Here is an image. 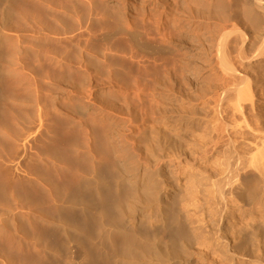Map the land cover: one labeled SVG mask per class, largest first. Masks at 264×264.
<instances>
[{
  "label": "bare ground",
  "instance_id": "1",
  "mask_svg": "<svg viewBox=\"0 0 264 264\" xmlns=\"http://www.w3.org/2000/svg\"><path fill=\"white\" fill-rule=\"evenodd\" d=\"M111 1L118 18L113 23L120 22L118 31L131 42L127 51L116 47L115 66L108 59L114 55L112 44L97 46L98 50L93 46L102 41L96 38L112 33L92 29L94 19L109 12L112 3L103 11L104 0H0V54L10 56L14 79L9 81L20 93L33 85L37 106L29 105L37 118L32 119H38L37 130L46 126L42 130L46 136L35 134L40 141L34 145V133L8 136L12 132L5 124L0 127V264H264V215L255 214L264 212V136L254 118L256 92L263 88L264 74L259 78L256 72H261L264 61V0H206L223 12L218 11L216 19L227 12V21L222 19L227 32L222 33L221 23L219 47L213 43L217 53L212 47L215 54L209 53L210 61H199L205 69L195 74L206 72L214 82L230 80L232 85L204 96L189 87L191 75L181 66L188 51L172 44L178 35L173 28L184 24L176 19L175 13L181 12L175 10L193 1ZM40 5L73 15L75 21L70 20L77 24L70 22L78 26L76 31H70V22L66 26L65 20L72 16L59 13L66 18L65 25L59 23L66 30L51 22L60 15L53 13L50 21L45 11L44 19ZM188 5L187 12L192 7ZM10 10H15L14 19ZM196 11L200 13L196 17L208 15ZM235 18L243 28L239 20L233 22ZM136 36L143 37L142 47L134 41ZM28 47L41 50L39 58L50 66L44 62L45 80L35 73L36 66H43L37 65L36 55L28 57L36 59L35 67L26 60ZM101 70L108 73L104 88L117 96L116 113L97 99L94 80ZM78 78L80 83L82 78L86 81L82 90L77 88ZM61 85L65 93L49 94V104L42 105L43 87ZM8 96L3 93L0 110L9 118L6 113L13 107L9 110ZM22 97H12L19 112L13 121L19 126L25 122ZM25 111L29 114V109ZM247 115L256 125L250 118L248 123ZM59 119L61 128L56 126ZM9 162L15 163L16 172L22 171L23 179L9 170L16 177L10 182Z\"/></svg>",
  "mask_w": 264,
  "mask_h": 264
},
{
  "label": "rangeland",
  "instance_id": "2",
  "mask_svg": "<svg viewBox=\"0 0 264 264\" xmlns=\"http://www.w3.org/2000/svg\"><path fill=\"white\" fill-rule=\"evenodd\" d=\"M192 1H193V2H192ZM192 1H191L192 3H190V5H188V3L185 2V3H186L185 5L192 6V7H190V9H189V7H186V8L189 9V10H188L189 12H190V10H191V12H192V10L195 12V10L197 9L198 12H201V11H204V10H205V11H204V13H205V12H206V9L211 8V9L213 10V14H216V15H213V14L211 15L212 10L210 9L209 11L207 10L208 13L206 12V14L209 15V12H210V15H209V16H211V18H209V16H208V15H205L204 13H203L204 15L202 16L203 18H202V17H201V18H200V17H196V16H198V15L200 14V13H198V15H197V11H196L195 13L193 12L194 14H196V15H195L196 18H195V17H194V18H191V17L194 16V15H193L191 12H190V14H188L189 12L186 11V9H185V5L183 6V3L180 4V6L182 5V6H181L182 8H179V7H180V6H179L178 9L175 10V12H181V13H182L183 15H185V16H183L181 13H180V14H179V13H177V14L175 13L176 16H178V15L180 16V17H179V16L176 17V19L180 18V19H178V20L181 22V24L184 23L183 25H186V26L188 25V23H186V21L188 22V20H191V22H194V23H193L191 26H187V27L185 26L186 28L183 27L184 29L182 28L183 25L180 26V27H178V28H177V27H176V28H173V26H172V28L174 29L173 34H174V32H177L176 34H178V35L174 34V35H176V37L174 36L175 39H174V37H172V44L175 45V46H177V47H179V48L181 49V51H183V52H184V51H188V52H186V53L184 52V53L187 54V55H185V54L183 55V56H184V58L182 57L183 62L180 61V60H179V62H180V63L182 62V63H181L182 65L180 64L181 66H183V65L185 66V65H186L185 63H187V65H188V66L186 65L187 67H186V66H185V67L183 66V68L186 69V70H185V74H186V75H191V76H188V77H187V78H188L187 80H189V87H192V89H194V88L196 87L195 90H198V91H197L198 93H203V94H202L203 96H204L205 94H208V93L213 92V91L222 92L226 87H229V86L232 85V81H230V80H228V81L225 80V81H224V80H223V81H221V82L216 83L217 80L215 79V77L212 76V75H211L212 77H211L210 75H208V76H209V77H208L206 72H205V74H202L201 76H198V75H196L195 73H196V71L199 70V68H200V71H201V72H203L204 69H205V68H203L204 65L201 66L200 64H198L199 61H201V62H202L203 60H205V61H210V57L213 56L212 54L217 53V49H218L217 47H219L218 45L220 44V41H221V40L219 41V37L222 36V35H220L221 28H219V26L221 27V23L224 22L223 20L228 19V18L224 19V15L226 16V15H227V14H226L227 12H225V11L223 10V11H224V14H223L222 16H220L223 12H221L220 10H218V8H216V6H214V5H212V4H209L206 0H203V2H202V0H201V1H200V0H197V3L200 1V3H198V4L196 3V0H192ZM105 2H106V3H105ZM107 2H108V3H107ZM187 2H188V1H187ZM194 2H195V3H194ZM201 2H202V3H201ZM110 3L113 4V2H112L111 0H104V2L102 3L103 6H104V7H103V9H104L103 11H105L106 9H108L109 5H112V4H110ZM193 3L196 4V5H198V6H200V7H197V6H195V5H192ZM44 4H45V3H43V5H44ZM201 4H202V5H201ZM43 5H40V6H42V8H43V7H46V6H43ZM203 5H204V6H203ZM112 6H114V4H113ZM112 6H111V7H112ZM194 6L197 7V8H195V10L193 9ZM202 6H203V7H202ZM205 6H206V7H205ZM210 6H211V7H210ZM236 6H237V5H236ZM28 7H29V5H28ZM106 7H107V8H106ZM40 8H41V7H39V10L41 11L42 8H41V9H40ZM105 8H106V9H105ZM113 8H114V9H113ZM198 8H199V9H198ZM201 8H203V10H202ZM204 8H205V9H204ZM235 8H238V9H239V6H237V7H235ZM43 9H44V8H43ZM43 9H42V10H43ZM111 9H113V10L111 11V12H113V13H110V10H111ZM111 9H109V12H108V10L104 12V16H106V18H105L103 15L100 14V15L102 16V18L105 19V22L103 21V19H102V21L99 20V18H100L101 16H100V17H99V15L96 16V17H99V18H95V19H94V21H93V28H92V29H93V30L95 29L94 31H96L97 28H98V29L101 28L102 30H98V32L103 31V32H101V34H102V33H108V31H110V32L112 33V34H111L112 36H111V35H107V37L105 36V38H108V39H106L107 41L105 42V40H104L105 38H104L103 36H100L101 34L98 33V37L100 36V38L102 37V39H100V38H96V40H98V41H99V40H102V41H99V43H98V42L95 40L96 42H93V46H94V48L96 47V48H95L96 50H98V47L101 48V45H102V44H103L102 47H104V45H105V46H107V45H110V46H111V44H112L113 47H112V46H111V47H112V48L115 47V48L113 49V50H114V51H113V54H114V52H117V49H118L119 47L121 48L122 46H123V47H122L123 50L127 51V50L129 49V44H130L131 42H128V41H129L128 36H126L125 34L120 33V32L118 31V27H119V26H118V25L116 26V23H117V24H118V23L120 24V22L117 20L116 23H113V22H115L114 19H118V18H116V14H115V12H114V11H115V6L112 7ZM181 9H185V10H181ZM39 10H38V11H39ZM200 10H201V11H200ZM43 11H44V12H43ZM43 11L39 12V13H41L40 15H41L44 19L46 18V15H47V16H48V14H49V16L52 15V17L49 18V16H48V18H47V19L50 20L51 18L53 19L56 15H60L59 13H60L62 10H60V11H55V12L52 11V12H51L50 10H48V9L46 10V8H45ZM45 11H47L48 14H47ZM48 11H49V12H48ZM218 11L220 12V15L218 14V16H220L221 18L218 17V18L216 19ZM10 12H11V14H12V12H14V14H12V16H11V14H10L11 18L14 19V17H15V16H14V15H15V10H12V11L10 10ZM50 12H51V13H50ZM184 12H185L186 14H185ZM45 13H46V14H45ZM53 13L56 14L54 17H53V15H54ZM57 13H58V14H57ZM66 13H67V12H66ZM105 13H106V15H105ZM50 14H51V15H50ZM63 14H64V15H63ZM69 14H70V13L65 14L64 11H62V12H61V15H62V16L65 17V15H66V17H69V16H72V17L67 18V19L65 18V19H66V20H65V19H63L62 16L60 15V19L62 18L61 21H60V19H58L60 22L57 20V17H56V19L54 18L53 20L51 19L52 21H51V20H50V21L52 22L53 25H54L55 23H56L55 25H58L59 23H62L63 25H65L64 22L68 20V21L66 22V26H68V27H69V25L72 26V23H71L70 21H73V20L75 21V18L73 19V15H71V14L69 15ZM82 14L84 15L85 13L82 12ZM86 14H87V13H86ZM86 14H85V15H86ZM108 14H109L110 17L112 16V17H114V18H108V17H109V16L107 17ZM111 14H112V15H111ZM113 14H115V15L113 16ZM186 15H187V16H186ZM188 15H189V16L192 15V16L189 17ZM201 15H202V12H201ZM44 16H45V17H44ZM199 16H200V15H199ZM205 16H206V17H205ZM207 16H208V17H207ZM213 16H215L216 22H214V17H213ZM181 17H182L183 19H181ZM184 17H186V18L189 17V18L185 19ZM204 17L206 18V20H205ZM222 17H223V18H222ZM226 17H227V16H226ZM71 18H72L73 20H70ZM212 18H213V19H212ZM47 19H46V20H47ZM100 19H101V18H100ZM106 19H108V21H107ZM110 19H111V20H110ZM112 19H113V20H112ZM184 19H185V20H184ZM199 19H200V20H199ZM208 19H209V20H208ZM220 19H221L222 22L219 21ZM222 19H223V20H222ZM235 19H236V20H234L233 22L236 21V23H237V20H239V19H237V18H235ZM55 20H57V22H56ZM62 20H63V21L65 20V21L62 22ZM95 20H97L98 22L95 21ZM202 20H203V21H202ZM54 21H55V22H54ZM74 21H73V22H74ZM184 21H185V22H184ZM226 21H227V20H226ZM69 22H70L71 24H70ZM94 22H95V23H94ZM96 22H97V23H96ZM102 22H103V23H102ZM106 22H107V23H106ZM182 22H183V23H182ZM204 22L206 23L205 26H204V24H203ZM207 22H208V23H207ZM213 22H214V23H213ZM57 23H58V24H57ZM67 23H69V25H68ZM74 23L77 24V21L74 22ZM185 23H186V24H185ZM195 23H196V24H195ZM197 23H198V25H197ZM225 23H226V22H225ZM225 23L222 24V31H223L222 33H224V32L226 33V32H227V31H224V30H226V28H225V25H226V24H225ZM75 24H73V25H75ZM114 24H115V25H114ZM211 24H212V25H211ZM215 24H217V25H215ZM219 24H220V25H219ZM224 24H225V25H224ZM238 24H239V25L241 24L242 26H241V25H240V26L243 28V26H244L243 22L241 23L240 20H239V21H238ZM59 25H60V24H59ZM63 25H60V26L63 27ZM194 25H195V26H194ZM196 25H197V26H196ZM199 25H200L201 27H200ZM223 25H224V26H223ZM60 26H59V27H60ZM66 26H64L63 28L66 29ZM75 26H76V25H75ZM75 26H72V28H70V31H71L72 29H73V31H76V28L74 29ZM115 26H116L117 28H115ZM193 26H194V27H193ZM214 26H215V27H214ZM216 26H217V27H216ZM59 27H57V28L60 29ZM76 27H78V26H76ZM99 27H100V28H99ZM102 27H103V28H102ZM196 27H197V28H196ZM223 27H224V30H223ZM104 28H105V29H104ZM187 28H189V29H187ZM192 28H194L196 31H195L194 29H192ZM61 29H62V28H61ZM67 29H68V28H67ZM67 29H66V30H67ZM175 29H176V31H175ZM177 29H179V30H177ZM190 29H191V30H190ZM219 29H220V30H219ZM68 30H69V29H68ZM77 30H78V29H77ZM105 30H106L107 32H105ZM218 30H219V31H218ZM227 30H228V29H227ZM116 31H118V32H116ZM192 31H193V32H192ZM113 32H114V33H113ZM195 32H196V36H195ZM217 32H218V33H217ZM190 33L193 34L194 36H193V35H190ZM197 33H198V34H197ZM225 33H224V34H225ZM182 34H183L184 36H187V37H183L182 40H181V37L183 36ZM210 34H211V35H210ZM113 35H114V36H113ZM180 35H182V36L180 37V39H178V38H179L178 36H180ZM197 35H200L199 38H200V40L203 41V42H201L198 38H197L198 40L196 39ZM226 35H227V34H226ZM109 36H111V37H109ZM188 36H189V37H188ZM223 36H225V35H223ZM190 37H191V38H190ZM124 38H125V39H124ZM185 38H187L188 40H185ZM212 38H213V39H212ZM136 39L139 40V41H141V42H139V41L137 42ZM140 39H141V40H140ZM140 39H139V36H136L135 39H134V41H135L136 43H138V45H140V46L142 47V46H143V45H142V43H143V37L140 38ZM193 39H194V40H193ZM221 39H223V38H221ZM251 39H252V38H251ZM253 39H254V38H253ZM126 40H127V41H126ZM177 40H178V41H177ZM103 41H104V42H103ZM108 41H109V42H108ZM182 41H184V42L187 43V44H185V43L182 42ZM187 41H189V42H187ZM193 41H195V42H193ZM207 41H208V42H207ZM218 41H219V42H218ZM102 42H103V43H102ZM124 42H125V43H124ZM191 42H192V43H191ZM200 42L202 43V46H201V43H200ZM217 42H218V43H217ZM42 43H43V42H42ZM104 43H106V44H104ZM108 43H109V44H108ZM140 43H141V44H140ZM188 43H189V44H188ZM190 43L193 44L194 47H193V46L191 47V46H190ZM194 43H196V44L199 43V44H198V45H196V44L194 45ZM213 43H214L217 47H215V45H214ZM9 44H10V43H9ZM98 44H99V45H98ZM184 44H185V45H184ZM203 44H204V45H203ZM27 45H28L29 47H32L31 44H29V43H28ZM199 45H200V46H199ZM41 46H42V45H41ZM97 46H98V47H97ZM118 46H119V47H118ZM205 46H206V47H205ZM29 47H28V50H27V53H26V54H27V55H26V58H27L26 60H29V59H31L33 56L36 55L35 58H38V59H37L38 62H37V60H36L35 58H34V59L36 60L37 65H38V64H39L38 66H42V65H43L42 67H37V66H36V67H37V68H36V67H35V64H36V63L34 62L35 60H33V61H32V60H29L28 62L31 63V64L29 63L31 66H32V63L34 62V63H33V66L35 67V69H34V70H35V73L38 75L39 79H40V77H41V78H44L45 75H43L42 73H43V72H44V73L46 72V71H44V70H46V69H44V68H45V65H46V67H47L48 64L46 63V61H42V60L40 59L41 57L39 58L40 55H38V54H41V50H34V52H33L32 50H29V49H30ZM116 47H118V48H116ZM189 47H190V48H189ZM198 47H199V48H198ZM210 47H211V48H210ZM212 47H213V48L215 47L216 50L213 49ZM120 48L118 49V51L120 50ZM122 48H121V50H122ZM124 48H125V49H124ZM31 49H33V48H31ZM115 49H116V51H115ZM185 49H186V50H185ZM195 49H196V51H198V53L195 51ZM197 49H198V50H197ZM200 49H201V50H200ZM203 49H205V51H206V52H204V53L206 54V56H205V54L202 53V52H203V51H202ZM206 49H208L209 51L206 50ZM210 49L213 50V51H211ZM100 50H101V49H100ZM214 50H215L216 52H215ZM28 51H29V54H28ZM35 51H36V52H35ZM38 51H39V52H38ZM190 51H192V52L195 51V52L192 53V52H190ZM200 51H201V52H200ZM210 51H211V52H210ZM32 52H33L34 54H31ZM199 52H200V53H199ZM212 52H213V53H212ZM214 52H215V53H214ZM36 53H37V54H36ZM194 53L197 54L198 56L195 55ZM209 53H212V54L209 56ZM2 54H3V53H2ZM2 54H0V55H1V56H0V57H1V59H0L1 62L3 61L4 58H5V59H4L3 63L0 62V67H1V68H4V69L1 71L2 73L0 72V77H3L5 81L2 80L3 78H2V79L0 78V80H1V81H0V84H1V85H0V107H1V103H2V101H1V100H2L1 97L3 96V93H5L6 96L9 95V96H8V104H9L8 106H10V107H9V110H10L11 107H13V108L15 107L14 109L16 110L17 113H15V112H14L15 110H14L13 108H11V110L14 112V114H12L13 112L10 110L8 113H6L7 116L10 115L9 118H8V117H4V116L2 115V114H4V112H1V110H0V115H1V116H0V127H2L1 125H4V124H5V128L7 129V131L13 133V134H12V133H9L8 136H12V135H14V136H26V134H27L28 132H29L28 134L32 133V134H31V136H32L33 133H34L33 137L31 138V139H32V140H31V143H32V145H34V144H35V140H36V143H38V142L40 141V139H39V141H37V138H36V137L39 136L38 138H40V136H43V135L46 136V132H45V131H42L43 128H45L46 126H43V128L37 130V128H38V127H37V126H38V125H37L38 119H37V120H34V119L37 118V117H36L37 115L34 117V114H36V113H35L36 111H35V108L33 109V107H32V106H34V105L36 104V102H34V101H35V100H34V97H35V96H33L35 93H34L33 90H32V89H34V87H33V85H31V86H32V89H31V86L28 85V88H27L26 86H27L28 83H27V81H25L26 83H24V85L26 84V86H24V88H27V89H23V91L25 90L24 92H25V93H26V92L28 93V91H26V90H29L28 95H30V96H28L27 93L25 94L24 92H23V93H20V92L17 91V89L15 88V83L9 81V80H12V81H13V79H14V73H13L11 67H10V64H11V60H9V57H10V56L7 55V56H9V57H6V54H5V55H4V54L2 55ZM113 54H112V55H113ZM166 54H167V56H170L171 58H172L173 55L175 56V54H172V53H170V52H169V53L167 52ZM168 54H170V55H168ZM171 54H172V56H171ZM182 54H183V53H182ZM190 54H191V56H190ZM207 54H208V55H207ZM29 55H32L31 58H28ZM112 55H110V56H112ZM188 55H189V57H188ZM192 55H194V56H192ZM3 56H4V57H3ZM37 56H38V57H37ZM174 56H173V57H174ZM185 56H187V57H185ZM201 56H202L203 58H202ZM208 56H209V57H208ZM113 57H114V58H113ZM113 57H112V58H111V57L108 58V59H112V60H109L110 63H112L113 60H114V62L118 61V60H116V59H117V55H116V58H115V54L113 55ZM190 57H194V58L196 59V61L194 60V58H192L193 61L190 60V59H191ZM205 57H206V58H205ZM6 58H7V59H6ZM177 58H178V57H175L174 59H177ZM187 58H190V59H187ZM10 59H11V58H10ZM39 59H40V60H39ZM186 59H187V60H186ZM5 60H8V61H7L8 64H7V63H4V62H6ZM184 60H186V61L184 62ZM197 60H198V61H197ZM31 61H32V62H31ZM40 61H41V62H40ZM187 61L189 62V64H188ZM194 61H195V62H194ZM9 62H10V63H9ZM44 62L46 63L45 65H44ZM114 62H113V63H114ZM179 62H178V63H179ZM201 62H200V63H201ZM203 62H204V61H203ZM263 62H264V61H263ZM263 62H262V64H261V65H262V70H263V71L260 69L261 72H256V74L259 73V74H258V75H260L259 78L264 74V73H262V72H264V63H263ZM40 63H41V64H40ZM42 63H43V64H42ZM113 63H112V64H113ZM192 63H193V64H192ZM195 63H197V64L195 65ZM4 64H7L8 67H5ZM114 64H117V63H114ZM114 64H113V65H114ZM2 65H3V66H2ZM190 65H193V67L190 66ZM198 65H200V66L198 67ZM114 66H115V65H114ZM189 66L192 67V68L190 69ZM34 67H33V68H34ZM48 67H50V66H48ZM127 67H128V66H127ZM194 67H195V68H194ZM40 68H42V69H40ZM193 68H194V71L192 70ZM197 68H198V69H197ZM202 68H203V69H202ZM10 69H11V70H10ZM36 69H37V70H36ZM39 69H40L41 71H40ZM47 69H48V68H47ZM133 69H134L135 71L137 70L135 67H134ZM195 69H196V70H195ZM0 70H1V69H0ZM4 70H6V71L4 72ZM7 70H9V71H7ZM127 70H131V69H128V68H127ZM187 70H188V71H187ZM189 70H190V72H189ZM39 71H40V73L42 74L41 76H40L39 73H37V72H39ZM57 72H58V71H57ZM58 73H59V72H58ZM193 73H194V74H193ZM260 73H262V74H260ZM6 74H7L8 76H7ZM10 74H11V75H10ZM12 74H13V75H12ZM107 74H108V73H107L106 71H102V70H101V73H100V74L98 75V77H96V79L94 80V85H95L94 88H95V89H98V91H97V96H98V98H97V99H98V100H102V102L105 104L104 106H105L107 109L112 110L114 113H116L115 111H116V109H118V108H116V107L118 106V101H117V103L115 102V101L117 100V96H115V95H116L115 93H114V94H115V95H114L113 92H109L108 90H106V89L104 88V87H105V82H102L105 78L108 77ZM37 75H36V76H37ZM258 75H257V76H258ZM6 76H7V77H6ZM11 76H12L13 78H12ZM197 76H198V77H197ZM263 76H264V75H263ZM263 76H262L260 79L263 80V84H262V85H263V88H264V77H263ZM8 77H11V78L8 79ZM213 78H214V80H215L216 82H214V80H212ZM262 78H263V79H262ZM80 79H81V77H80ZM40 80H45V78H44V79H40ZM67 80H68V78H67ZM191 80H192V81H191ZM211 80L214 82V84L211 82ZM80 81H81V80H79V78H78V80H77V82H76V83L78 84V85H77V88H78L79 90H82V89H83V86H84V85H82V84H85L86 81L84 80V78H82V82H81V83H80ZM6 82H7L8 84H10V85H8ZM9 82H10V83H9ZM83 82H84V83H83ZM79 83H80V84H79ZM211 83H212V86H211ZM215 83H216V84H215ZM4 84H5L6 86H4ZM209 84H210V85H209ZM2 85H3V87H1ZM7 85H8V86H7ZM208 85H209V86H208ZM9 86H10V87L12 86V87L10 88ZM63 86H64V85H61V87H57V86H53V87H51V88L49 87L51 90H53L54 87L59 88V89H54L53 92L50 91V89L43 87V89H45L46 93H44V90H43L42 93H44V96H45V97H44V96L41 97V98H42V99H41V103H42V105H44V104H47V105H48V104H49V102H47V100L49 101V97H48L49 94H56V95L59 94V95H62L63 93H65V91H64V89H63V88H65V86H64V87H63ZM160 86H162V85H160ZM210 86H211V87H210ZM5 87H6V88H5ZM29 87H30V88H29ZM62 87H63V88H62ZM207 87H208L209 89H208ZM3 88H4V89H3ZM60 88H62V89H60ZM80 88H81V89H80ZM263 88H262V86H261V88H260V86H259V88H258V90H257V92H256V93H257V95H256L257 106H256V110L254 111V113H255V115H256L254 118L256 119V121L258 120V121H257L258 123H259V120L261 119V120H260V123H259V124L257 123V125H256V123L251 119V117H250L249 115H247V116H248L247 120L250 118V119L252 120L251 123H252V124H255V125L257 126V128H261V129L263 128V129H262L263 131H262L261 129L258 130V133L261 134L262 136H264V121H263V120H264V118H263V117H264V111H263V110H264V107H263V106H264V96H263V95H264V94H263L264 89H263ZM1 89H2V91H1ZM5 89H6V90H5ZM11 89H13V91H12ZM204 89H205V92H204ZM259 89H261V90H259ZM8 90H10V91H8ZM30 90H32L31 92H32L33 94L30 93ZM55 90H56V91H55ZM57 90H59V91H61V92H59V91H57ZM62 90H63V92H62ZM206 90H207V91H206ZM3 91H4V92H3ZM5 91H6V92H5ZM34 91H35V90H34ZM49 91H50V92H49ZM7 92H8V93H7ZM55 92H56V93H55ZM207 92H208V93H207ZM259 92H260L261 94H260ZM9 93H10V94L13 93L12 95L14 96V98H16V97H18V96L21 97L22 95H24V98H23V97H22V98H23L24 100H26L27 102L24 101L23 106H25V107H24V111H23V109H22L23 113H21V115L23 114V115H22L23 121H25V122L28 121L29 123L33 122V123H31L32 125H30V124L28 125V122H27V123H25V122L23 123V121H22V122H21V123H23L22 126H21V124H20V126H19V125L17 124V121H16V120H14V121H16V122L13 121V119H15V118L17 119V115L19 114V112H18V109H17V105L13 104V101H14V98H12L13 96L10 95ZM18 93H20V94H18ZM47 93H48V94H47ZM26 95H27L28 97H31V95H32V97L30 98L31 100L28 99V97H27ZM42 95H43V94H42ZM113 95H114V96H113ZM258 95H259V96H258ZM260 95H261V96H260ZM11 96H12V97H11ZM108 96H109V97H108ZM110 96H111V97H110ZM9 97H11V98H9ZM43 97H44V98H43ZM46 97H47V98H46ZM107 97H108V98H107ZM259 97H261V98H259ZM32 98H33V100H32ZM109 98H110V99H109ZM202 98H203V97H202ZM10 99H11V100L13 99V100L10 101ZM45 99H46V100H45ZM111 99H114V102H113ZM32 101H33V102H32ZM108 102H109V103H108ZM33 103H34V104H33ZM10 104H12V105H10ZM26 104H27V106H28L29 104H30V105L33 104L32 106H30V105L28 106V107H30V108L32 107V108H31V109H30V108H27V107H26ZM115 105H116V107H115ZM211 105H213V104H211ZM36 106H37V105H36ZM36 106H34V107H36ZM21 107H22V106H21ZM21 107H20V108H21ZM189 107H190V106H188V108H189ZM258 107H261V108H258ZM110 108H111V109H110ZM0 109H1V108H0ZM25 109H26V110L29 109V111H28L29 114H25V113H24V112H26ZM32 109H33V110H32ZM114 109H115V110H114ZM31 110H32L34 113H33ZM256 111H257V112H256ZM10 112H12V113H10ZM258 112H259V113H258ZM30 113H32V114H30ZM256 113H258V115H257ZM261 113H262V114H261ZM11 114H12V115H11ZM15 114H17V115H15ZM13 115L15 116L14 118H13ZM26 115H28V116L31 115V116H30L31 119H29L30 117H28V120H25V119H27V118L24 119V117H25ZM3 117H4V118H3ZM11 117H12V119H11ZM63 117H64V116H63ZM256 117H259V118L261 117V118L258 119V118H256ZM6 118L8 119V122H7V119H6ZM32 118H34V119H32ZM2 119H3V120H2ZM10 119H11V120H10ZM4 120H6V121H4ZM9 120H10V121H9ZM29 120H34L35 123H34V121H29ZM61 120H62V119H59V120L57 121V125H56V126H58L59 128H61V124H62V121H61ZM251 120H248L249 122H248V121H247V122L250 123ZM11 121H13L16 125H15L14 123H13V124H12V123L10 124L9 122H11ZM58 122H59V123L61 122V123L59 124ZM253 122H254V123H253ZM3 123H4V124H3ZM7 123H8L9 125H8ZM25 124H26V125H25ZM11 125H12L13 127H11ZM14 125H15V126H14ZM27 125H28V126H27ZM33 125H34V126H33ZM59 125H60V126H59ZM7 126H8V127H7ZM9 126H10V127H9ZM17 126H18V129H16ZM29 126H30V127H29ZM3 127H4V126H3ZM19 127H20V130L23 129V130H25V131H22V130H21V131H22V132H21V131L19 130ZM21 127H22V128H21ZM31 127H33L34 129L31 128ZM36 127H37V128H36ZM9 129H10V130H9ZM30 129H33V130H30ZM35 129H36V130H35ZM44 130H45V129H44ZM260 130H261L262 132H259ZM14 131H15V132H14ZM19 131H20V132H19ZM33 131H35V132H33ZM38 131H39V132H38ZM243 131H245V135H246V136H248V135L251 136V135H252L251 133L246 132L247 130H243ZM17 132H18V133H17ZM25 132H27L25 135L22 134V133H25ZM41 132H42V133H41ZM59 132H60V129H59ZM14 133H16V135H15ZM39 133H40V134H43V135H40ZM44 133H45V134H44ZM60 133H61V132H60ZM246 133H247V134H246ZM258 133H257V135H259ZM17 134H18V135H17ZM28 134H27V135H28ZM35 134H36L37 136H36ZM61 134H63V132H62ZM64 134H65V133H64ZM0 135H1V133H0ZM67 135H69V134H65V136H67ZM239 135H240V133H239ZM35 136H36V137H35ZM60 136H62V135H60ZM63 136H64V135H63ZM69 136H70V135H69ZM252 136H253V135H252ZM6 141H7V140H6ZM2 142H3V141H1V144L4 143V142H3V143H2ZM5 143H7V142H5ZM7 144H8V143H7ZM9 144L11 145L10 142H9ZM9 144H8L7 146L10 147ZM4 145H6V144H4ZM4 145H1V146H3L2 148H4ZM7 146H6L5 148L10 149V148L7 147ZM0 150H1V147H0ZM9 164L12 165V166H10ZM13 164H14V165H13ZM14 166H15V167H14ZM7 167H8L7 170H8V172L10 173V175H9L10 182H12L13 179H14V180L16 179L15 176L18 177L17 179H23V176H24V175H23L22 171H20V173H19V172H16V171H18V169H16V165H15V163H11V162H9V163L7 164ZM13 168L16 169V170H14ZM11 169H12V170H11ZM9 170H10L11 172L14 171L13 173H14L15 176H14L13 173H11ZM15 173H18V174H15ZM19 174H20V175H19ZM11 175H12V176H11ZM18 175H19V176H18ZM10 176H11V177H10ZM12 177H13V178H12ZM25 186H26V185H24L23 187H25ZM257 204H258V203H257ZM256 213L259 215L260 218L264 215V212H261V214H260L259 211H257V212L255 211V214H256ZM257 214H256V215H257ZM258 215H257V216H258Z\"/></svg>",
  "mask_w": 264,
  "mask_h": 264
}]
</instances>
